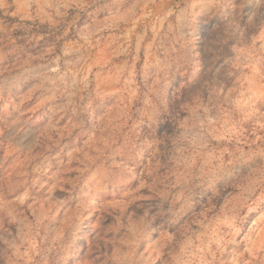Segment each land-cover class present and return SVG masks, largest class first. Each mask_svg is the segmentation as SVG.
<instances>
[{"label": "rangeland", "instance_id": "374dc122", "mask_svg": "<svg viewBox=\"0 0 264 264\" xmlns=\"http://www.w3.org/2000/svg\"><path fill=\"white\" fill-rule=\"evenodd\" d=\"M239 3L0 0V264H264Z\"/></svg>", "mask_w": 264, "mask_h": 264}, {"label": "clouds", "instance_id": "9594fccd", "mask_svg": "<svg viewBox=\"0 0 264 264\" xmlns=\"http://www.w3.org/2000/svg\"><path fill=\"white\" fill-rule=\"evenodd\" d=\"M245 4L255 7L256 9L255 15L258 16V18L261 21H264V0H240L239 5H236V7L243 8ZM251 19L252 18H250V21H249L250 23H251ZM167 211H171V209H167ZM149 223H151V221H149Z\"/></svg>", "mask_w": 264, "mask_h": 264}]
</instances>
